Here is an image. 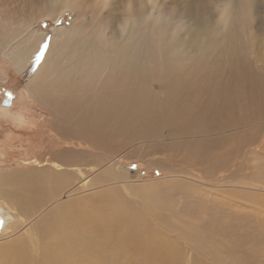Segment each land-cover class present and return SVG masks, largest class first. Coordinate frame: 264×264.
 Segmentation results:
<instances>
[{
  "label": "rangeland",
  "instance_id": "rangeland-1",
  "mask_svg": "<svg viewBox=\"0 0 264 264\" xmlns=\"http://www.w3.org/2000/svg\"><path fill=\"white\" fill-rule=\"evenodd\" d=\"M43 1L47 0H0V25L4 28L1 32L11 31L15 37L18 28L25 26L27 30L33 26L34 32L45 35L32 48L31 54L27 52L25 56L28 57L22 60L21 66L26 68L24 72L29 76L28 81L6 58L4 53H7L8 44L0 46V170L6 173L24 170L21 173L26 174L29 188L38 195L42 186L49 183L46 171L49 173L48 170L54 169L51 161L75 159L88 178L83 183L84 187L79 183L76 191L61 204L74 199L75 202L71 203L81 204L100 191L114 192L131 212L140 213L144 226L135 235L137 238L143 236L149 241L154 235L173 247L168 248L170 253H177L176 257L166 249L148 248V258L138 260L137 264H264V59L257 58L258 53L264 57V0H232L231 16L224 22L220 16L228 0H103L105 3L93 0L89 4H86L88 0H75L70 6H75L76 17L71 8L61 10L58 17L57 12L42 17L45 13L38 11L37 3ZM130 4V7L123 8ZM126 18L136 21L138 26L135 32L139 33L130 34L127 40L129 45L136 44L134 49H142L148 44L153 46L152 50L158 52L156 57L160 64L157 66L163 69V62L167 59L169 63L181 61L177 66L185 69H181L178 76L185 89L176 96L180 100L178 103L181 100L183 103L184 99V102L188 101L183 105H196L202 101L206 91L214 89L216 82L224 87L226 83H233L231 93L224 98H235L236 109L225 106L226 111L205 121L210 123L207 128L201 126L187 133L175 132L169 124H152L154 128L148 131L149 136L140 139L137 132H130L132 130L118 128L110 131L106 128L108 134L105 133L104 137L93 131L91 135L79 133L73 139L83 142V137L89 138L88 145L87 142L62 144V148L56 150L58 136L72 137L68 135L71 132L68 129L73 124V113L69 114L71 118L62 117L61 111L59 117L55 112L64 106L60 105L57 97L41 95L47 90L59 94V87L64 84L54 75L48 77L50 74L46 78L48 83H45L48 88L45 85L42 88V78L38 81L34 78V83H31V75L37 70L35 68L44 52L52 44H58V39L78 33H93L94 36L95 33L93 38L103 41L105 37L106 41L110 38L107 34L112 30L118 31L119 24ZM195 32L197 38L193 36ZM98 33L103 39L98 37ZM132 38L138 39L136 43ZM178 54L179 57L176 56ZM107 59L113 62L112 56H107L102 62ZM64 60L65 56H62L60 72L64 71ZM108 66L105 63L102 66L100 62L95 65L89 89L93 85L95 90L106 87ZM167 79L169 77L160 79L153 75L141 83L151 97L159 100L164 98ZM129 81L131 79L126 82ZM34 84L36 90L32 89ZM68 89L80 92L79 84ZM3 99L9 101L7 106L1 104ZM176 109L181 108L177 106ZM176 113L177 110L173 117L179 120ZM222 119L225 130L220 131L218 122ZM117 159L123 168L116 166L113 177L101 182L95 180L96 185L94 178L102 169L117 165ZM96 162H100V166L95 165ZM86 163L89 166L85 167ZM75 176H78V182L80 177ZM33 192L31 195H35ZM28 196L18 198L16 202L23 204ZM107 201L110 203L112 200ZM111 218H101L104 224L102 231L114 229L125 235L124 225L119 221L110 223ZM11 222L9 216L3 227L0 222V234L12 235L13 231L6 229ZM58 223L63 225V220ZM188 233L198 234L199 251L183 238ZM19 236H10L0 243L3 249H10L16 238L26 242L22 244L23 248L15 246L21 254L16 257L18 261L15 256L7 259L10 264L42 263L40 259L32 261L31 253L25 250L27 235L22 233ZM95 237L97 235L93 236V243L97 249H103L97 246ZM107 254H111L110 251ZM4 255L0 256V264L6 261L7 254ZM115 258H107L105 264H119L122 257L115 255ZM129 258L134 259L130 256L124 258L123 264H132Z\"/></svg>",
  "mask_w": 264,
  "mask_h": 264
},
{
  "label": "bare ground",
  "instance_id": "bare-ground-1",
  "mask_svg": "<svg viewBox=\"0 0 264 264\" xmlns=\"http://www.w3.org/2000/svg\"><path fill=\"white\" fill-rule=\"evenodd\" d=\"M74 1L75 0H47L43 1L41 4L37 3V9L40 13H45L44 15L39 13L42 17H48L49 14H54L55 12H57L58 17L61 10L64 8H71L76 17L78 14L75 8H73L75 6H70ZM149 1L151 2L153 0ZM92 2L93 0H88L86 4ZM98 2L100 1L98 0ZM102 2L105 3L103 0ZM231 4L232 0H228V3L220 16L222 22L230 18L232 13ZM130 6L131 4L123 6V8H128ZM29 10L31 11V9ZM94 11L92 12L94 13ZM123 14L124 13L122 12V15ZM156 20L158 19L156 18ZM129 25L131 26L129 27ZM24 27L25 26L18 28V31H20L21 28L22 30L20 33L17 31L15 33V37H12L14 33L11 31L10 33L6 30L4 32L0 31V46L8 44L9 48L7 53H4L6 58L13 64L17 71L25 76V81H28L29 76L26 74V71L24 72V69L26 68L21 66L22 60H25L28 57L25 56L27 52H30L31 54L32 48L38 45L45 35L34 32L35 30L33 26H30L27 30H25ZM137 27L136 21H130L126 18L119 24L118 31L112 30L109 34H107V36H110L109 40L105 41V37L103 36L104 39L101 38L102 36H100L99 33L98 37L100 36L103 41L93 38L96 37L95 33L94 36L93 33H78L75 36L69 35L66 38L62 37L61 39H58L60 42H58V44H52L42 55L41 62L35 68L37 69L35 71L36 74L34 73L31 75V83H34V78L38 81L41 77L43 88L45 83H48L46 78L53 75L57 77L62 81L61 84H64L63 86L61 85L62 87L60 86L61 88L59 87V94L54 91L47 90V84L45 85L47 92L54 93L50 94L44 90L47 94H43V89L41 88L42 91H40L43 95H41V92L40 95L46 96L47 98H49L47 95H50L51 98L57 97V101L60 105L64 106L58 108L59 111L57 113L55 112V114H58L59 117L61 115V111H63L62 117H70L69 114L73 113V116H71L73 118V124L68 129V131L71 130L68 135L72 137H64V135L58 136L56 150L61 149L62 144L80 145L86 144L87 142L88 145L89 138L85 139L83 137L85 140L83 142H76L75 140L73 141V139H75L74 137H76L79 133L91 135L93 131H95L99 137H104V134L107 133L106 128L110 131L113 129L119 130L118 128L132 130L130 132H137V137H140V139L149 136L148 131L153 130L154 128L152 124H169L172 126L173 131L187 133L189 131L196 130V128L201 126L207 128V125H210V123H206L205 121L208 118H211L212 115L222 114L227 108L236 109L235 98H224V96L231 93L233 83H226V86L224 87L222 86L223 84L220 85V83L217 84L216 82L215 87H213L214 89H212L211 92H208L210 89L206 91L207 94H204V96L201 97L202 101L196 103V105H183V103L188 101L186 100L184 102V99L183 103L182 100L179 102L182 103V105L179 104L178 101L180 100L177 99L176 96H178L179 93L185 89V87L183 82L179 79L178 74L181 73L180 70L183 69L181 67L184 66H177L178 63L181 62L180 60H178L179 62L173 61L169 63L167 62L169 59L164 61L162 58L161 60L164 61L163 69V67L157 66L159 60L157 59L156 54H158V52L156 53V50H152L153 46L151 47L148 44L146 46L144 45L142 49L140 47L134 49L136 44L129 45L127 40L129 39L130 34L139 33V31L135 32ZM1 29L4 28L0 25V30ZM84 31H82V33ZM196 32L193 35L194 38L197 34ZM17 33L18 35L16 36ZM59 36L61 35L59 34ZM89 37L90 40L88 39ZM132 40H135L134 42L136 43L138 39L132 38ZM15 42H17V44ZM185 47L187 46L185 45ZM136 50L140 52H136ZM163 50L164 52L166 51L164 47ZM185 54L188 55L189 53ZM161 55H164V53H161ZM62 56H65L64 71L60 72L59 69L61 68ZM73 56L77 57L71 64L72 59L74 58ZM107 56L110 58L112 56L113 62L109 59L102 62V60L106 59ZM176 56L179 57V54ZM257 58L264 59V57H261L260 53H258ZM99 62L102 66L104 63L106 66L109 65L107 85L105 88L103 86L100 87L99 90H95L96 86L93 85L95 86L93 87L91 85L92 87L89 89V84L93 83L94 67ZM185 62L187 61L185 60ZM197 64H199V61ZM44 69L46 73H44ZM97 73L99 74V72ZM153 75H156L160 79L169 77V79H167L168 84L166 83V89L164 90V98L162 97L163 99L156 100L151 97L149 90L141 83L148 78H153ZM55 77L53 78L56 79ZM129 79H131V82H126ZM110 80L112 81L111 83H109ZM209 82L211 83L210 80ZM78 84L80 92L68 89L69 87L77 86ZM34 87H36L35 84L32 89L36 90L37 88ZM66 88L69 91H67ZM184 93L187 92L185 91ZM180 99L182 98L180 97ZM177 106L181 109H176ZM225 106H227V108H225ZM67 108L69 109L67 110ZM176 110V114L180 118L179 120H177L176 117H173V112H176ZM158 120L160 121L158 122ZM223 120L224 119L218 122V129L220 131L225 130L222 125ZM211 130L213 129L211 128ZM48 135L50 136L51 134L48 133ZM50 140H52V138ZM46 150L44 152L47 154L48 151ZM112 158L116 159L114 156ZM65 160L62 161L60 159L58 162L51 161L54 169L48 170L49 173L46 171L47 177H49V183L46 186H42V190H40L41 193H38V195H36V193L29 188L26 174L21 173L25 172L24 170L17 171L16 173H6L4 170H0V222L3 227L6 223V217L8 218L9 216L12 219V222L5 227L6 229H11V231H13L10 236L13 237L17 235V237H20L19 235L22 233L27 235L26 239L28 241V245L25 250L31 253L32 261L36 260L38 262L40 259L39 262L42 261L40 264H105L107 258H115V255H120L122 259L119 260V264H123V259L129 256L134 258H129V261H131L132 264H137L138 260L148 258V254L146 252L148 248L159 251L166 249L167 253L172 254L168 251V248L173 249V247H170L162 239H159L154 235H151V239L149 241H146L143 236L140 238L135 236L138 232L143 230L144 222L140 218L141 215L140 213L136 214L131 212L125 203H121L119 197L116 194H113L114 192L100 191V193H96L94 197H86L87 199L85 202H80L81 204L71 203L72 201L75 202V199L61 204L60 202L65 198H68L70 193L76 191L80 184L84 187L83 183L86 178H88L85 175L86 171L78 167L80 164H78L75 159ZM116 161L118 163L117 165L102 169L100 174H98L93 181L96 180L97 182H101L102 179L105 181L106 178L113 177V170L116 166L117 168H123L121 162L118 159ZM24 164L25 163H22L21 165ZM43 164H46V161H44ZM88 164L89 163H86L85 167L89 166ZM95 165L100 166V162H96ZM92 171L93 170H90V172ZM75 175H79L80 177L78 182L76 178L78 176ZM105 183L102 184L105 185ZM30 192L35 193V195H31ZM27 195L29 196L27 199H24L25 202L23 204L16 202L18 198ZM31 196H33V198ZM108 199L112 201L108 203ZM155 216L158 217V214ZM103 217H112L110 223L114 221L121 222L126 228V234L121 235L114 229L102 231L104 224H102L101 218ZM59 220H63V225L58 223ZM18 226L20 227L19 230H21L20 233ZM94 235H97V237H95L97 246L103 249H97L93 243ZM9 237H7V235L5 236L4 233H1L0 243L4 242L3 240L8 239ZM183 238L191 243L194 250L199 251V236L197 233H195V235L188 233L183 236ZM12 242L13 244L10 249H3V246L0 247V256H5V253L9 256H6V261H4L3 264H10L11 261L9 262L7 259L13 258V256H15L16 259V257L20 256L21 253L19 254V250L15 248V246L20 245L21 248H23L24 246L22 247V244L26 243L21 240H17V238ZM5 250L7 252H5ZM107 250H109L112 255L107 254L109 252ZM201 252H206V254L209 253V251L205 250H202ZM9 253L12 254L10 255ZM176 254L177 253L172 255L177 257ZM27 255L29 254L27 253ZM75 255H77L76 258H74ZM24 258L26 259V257ZM1 260L2 258H0V261ZM24 263H26V261ZM30 264H34V262ZM109 264L111 263L109 262Z\"/></svg>",
  "mask_w": 264,
  "mask_h": 264
},
{
  "label": "water",
  "instance_id": "water-1",
  "mask_svg": "<svg viewBox=\"0 0 264 264\" xmlns=\"http://www.w3.org/2000/svg\"><path fill=\"white\" fill-rule=\"evenodd\" d=\"M1 104H2L3 106H6V105L9 104V101L6 100V99H3L2 102H1Z\"/></svg>",
  "mask_w": 264,
  "mask_h": 264
}]
</instances>
